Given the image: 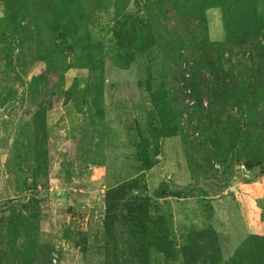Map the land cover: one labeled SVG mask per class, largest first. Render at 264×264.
Returning a JSON list of instances; mask_svg holds the SVG:
<instances>
[{
	"label": "rangeland",
	"instance_id": "1",
	"mask_svg": "<svg viewBox=\"0 0 264 264\" xmlns=\"http://www.w3.org/2000/svg\"><path fill=\"white\" fill-rule=\"evenodd\" d=\"M9 2L0 0L2 239L11 231L20 248L30 235L52 264H184L182 247L195 231L215 235L224 262L250 235H264V175L258 169L236 166L224 180L219 164H203L201 132L189 141L183 133L157 134L150 91L167 87L174 48L182 49L183 65L197 70L219 55L226 42L221 8L207 10L205 28L184 17H196L190 0L182 13L174 5L181 0H74L76 18L69 21L53 19L44 1L29 0L30 20L20 26L10 19ZM257 9L264 17V0ZM141 18L151 32L144 46L138 44L144 38L126 37ZM68 22L77 27L69 37ZM247 48L235 51L249 59ZM241 57L235 61L244 63ZM175 81L184 86L183 78ZM187 89L186 127L195 103ZM193 171L203 178L193 180ZM140 175L152 196L162 183L195 187L181 197L152 198L176 245L166 255L152 247L136 257L139 245L127 223L107 215L120 187Z\"/></svg>",
	"mask_w": 264,
	"mask_h": 264
},
{
	"label": "trees",
	"instance_id": "2",
	"mask_svg": "<svg viewBox=\"0 0 264 264\" xmlns=\"http://www.w3.org/2000/svg\"><path fill=\"white\" fill-rule=\"evenodd\" d=\"M41 1H44L42 3L45 4L46 11L51 13L53 19L69 21L76 18L73 10L74 0ZM187 1L181 0L178 2L179 5L174 3L175 8L181 9L182 13V10L188 9ZM28 2L29 0L9 2L14 6L12 12L15 14L11 15L10 19L20 26L26 20H30ZM190 2L196 17L192 21L185 14L184 17L189 23H203L205 28L207 10L214 7L222 9L226 42L220 47L219 55L217 53L208 59L203 70H197L195 65L194 67L183 65L185 58L182 49L174 48L172 51L174 63L171 76L168 78L169 86L150 91L159 122L157 134L161 138H168L183 133L185 139L189 141L193 135L191 133L201 132L204 136L201 144L205 148L203 164L211 169H215L214 164H219L224 180L227 174L233 173L235 167L240 165L246 166L248 170L258 169L264 175V45H262L264 17L257 9L259 0H190ZM137 18L140 19L139 16ZM139 19L135 21L136 29L131 28L127 31L126 37L127 33H131L136 39L144 38L139 41L141 44L138 43L139 46H144L146 39L151 37L150 24H144L143 18L141 24ZM65 27L64 35L68 33V37L71 31L75 32L77 29L72 23L69 25V22ZM246 47L249 59H244L235 51ZM240 57L245 60L244 63L235 61L240 60ZM181 78L184 80V86H174L175 80ZM35 80L36 78L33 81ZM187 88L191 89L195 103L191 107L193 111L188 116L186 127L181 125V118L183 110L190 108L189 105L183 104ZM178 93L182 99L177 97ZM86 99L85 94L82 100L87 102ZM205 101L208 103L207 107L204 106ZM45 116L44 110L36 116L38 134ZM144 163L143 166L146 168L144 170L149 169V162ZM141 176L120 187L119 201L108 204L107 215L108 217L111 214L119 215L127 223L130 234L137 239L139 245L134 253L136 257L142 253V248L144 252H148L152 247L166 255L176 245L170 239L171 230L162 228L163 215L160 216V212L158 215L155 213L152 198L181 197L184 193L190 194L195 187L174 189L168 183H162L152 196L145 185L144 176ZM192 176L195 181L203 178L195 171ZM111 217L114 216L109 218ZM106 225L109 227V222ZM13 237L11 231H8L6 239L0 236V264H52L50 253L37 247L30 235L23 237L24 242L20 244V248L17 247L16 237ZM182 251L184 264H264V235H250L228 262L223 261L216 237L215 235L210 237L209 231L191 233Z\"/></svg>",
	"mask_w": 264,
	"mask_h": 264
}]
</instances>
